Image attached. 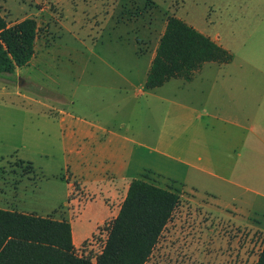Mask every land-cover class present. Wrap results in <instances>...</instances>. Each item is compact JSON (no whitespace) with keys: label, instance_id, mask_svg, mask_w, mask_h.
<instances>
[{"label":"rangeland","instance_id":"374dc122","mask_svg":"<svg viewBox=\"0 0 264 264\" xmlns=\"http://www.w3.org/2000/svg\"><path fill=\"white\" fill-rule=\"evenodd\" d=\"M0 15L9 25L24 18L37 24L33 57L13 73L0 74V209L66 219L75 243H81L76 253L94 257L112 211L104 204V192H93L91 202L66 206L67 184L73 181L66 175L89 140L77 134L64 140L69 131L59 124V112L70 114V121L116 128L123 123V132L134 127L133 134L140 129L145 138L160 125L166 137L150 144L153 155L143 149L141 173L114 183L123 190L142 175L180 196L145 264L256 263L264 245V159L249 160L243 150L227 176L233 184L218 178L215 166H207L211 175L180 170L171 158L184 155L169 144L168 126L183 108L170 100L189 96L183 91L189 84L181 90L182 81L172 79L133 95L144 87L148 48L158 43L166 18L175 16L218 37L232 54L230 64L222 69L207 64L203 74L221 70L240 77L252 92L258 90V113L264 114V0H0ZM183 111L189 115V109ZM213 122L214 134L201 147L218 156L220 124ZM91 185L98 192L104 187ZM79 187L74 184L70 198H83Z\"/></svg>","mask_w":264,"mask_h":264},{"label":"crops","instance_id":"0c3cea01","mask_svg":"<svg viewBox=\"0 0 264 264\" xmlns=\"http://www.w3.org/2000/svg\"><path fill=\"white\" fill-rule=\"evenodd\" d=\"M165 24L166 21L159 31L158 42ZM187 24L195 28L193 25ZM195 29L202 33L197 28ZM208 37L219 44L218 37ZM157 45L158 43L153 50L148 48L151 52L150 64ZM219 45L225 50L222 61L203 63L193 72L190 80L171 78L161 86L154 88L145 87V77L144 87L140 85L133 98L144 94V89L149 91L162 87L172 79L182 81L181 90L185 89L186 84H189V89L186 87V90H183L184 92L189 90V96L174 97L170 100L172 106L183 108V110L184 108L189 109V115L184 114L186 111L181 110L183 114L178 113L173 116L168 126V136L171 138L169 144H174V148L184 155V157L181 155L172 157L171 160L177 163L176 167L180 170H188L189 168V170L208 175L212 173L207 166H215L218 170L217 177L224 182L233 184L234 182L227 176L233 174L236 161L241 158L243 150L249 160L257 157L264 159V153L261 150L264 149V114L262 111L258 113L261 98L256 93V87H254L256 90L252 92L240 77H233L231 73H223L221 70L211 76L203 74V67L207 64L214 63L222 69L231 63L232 54L221 44ZM176 111L175 109L174 112ZM59 113V124L63 129L69 131L67 135L63 133L64 140L68 141V138L73 137L75 134L89 140L87 143L89 147L85 148L83 152L78 150L72 158L73 170L66 175V178L72 177L73 179L72 183L67 184L66 206L70 202H91L95 198L93 192L100 195L104 192L106 195L104 204L112 211L107 219L114 218L128 189V186H125L123 190L116 189L115 181L132 177L135 172L141 173L143 165L140 159L143 158V149L145 148L149 152L148 154L153 155L156 150L150 144H161L166 136L161 137L160 125L156 127V133H154L153 128V132L148 133V137L145 138L140 129L133 134L134 127H131V132H123L121 130L124 126L123 123L120 124L121 128H116L114 126H104L99 122L70 121V114L62 110ZM213 120L220 124L217 127V135L218 140L221 141V151L218 156H212L208 148L210 156L208 158V154L204 152L201 145L214 134L216 126ZM211 128L214 131L211 132ZM187 139H189V142ZM147 173L144 172L143 175ZM134 178H131V180ZM136 178H142V175ZM92 182L102 183L104 187L99 188L98 192L91 185ZM75 183L80 186L79 191H81L82 199L78 197L70 198ZM107 219L103 220L102 223ZM71 233L73 244L77 248L81 243H75V231L72 225Z\"/></svg>","mask_w":264,"mask_h":264},{"label":"trees","instance_id":"16d2710c","mask_svg":"<svg viewBox=\"0 0 264 264\" xmlns=\"http://www.w3.org/2000/svg\"><path fill=\"white\" fill-rule=\"evenodd\" d=\"M36 36L34 19L9 25L0 15V74L13 73L30 61ZM224 55L225 50L208 36L168 16L145 87L161 86L171 78L190 80L203 63L220 62ZM179 203L176 191L132 179L94 257L76 253L66 219L0 209V264H145ZM255 264H264V245Z\"/></svg>","mask_w":264,"mask_h":264}]
</instances>
